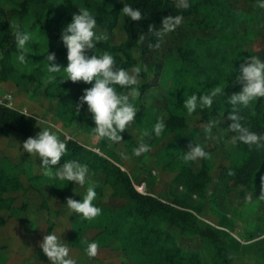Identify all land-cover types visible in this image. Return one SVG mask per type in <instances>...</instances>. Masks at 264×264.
Here are the masks:
<instances>
[{
	"label": "trees",
	"instance_id": "obj_1",
	"mask_svg": "<svg viewBox=\"0 0 264 264\" xmlns=\"http://www.w3.org/2000/svg\"><path fill=\"white\" fill-rule=\"evenodd\" d=\"M1 1V0H0ZM12 6L4 7L0 4V80L18 78L29 82H38L45 79L44 94L47 97L58 99L55 108L56 115L65 121L75 115L84 114L87 105L78 113L75 105L83 94L75 93L71 87L81 90L91 87L83 82L72 83L64 81L67 74H50L47 71L46 56L52 52L56 54V63L62 67L67 66V49L60 41L61 29L71 22L72 15L79 8H87L97 21L96 28L107 32L106 39L96 43L95 53L102 55L108 52L119 63V67L130 69L135 64L133 50L138 45V36L141 30L148 34L147 48L153 49L159 40L154 32L149 31V25L154 30L161 27L162 18L168 15L189 17L197 26L213 29L224 33L236 25L233 11L224 5L221 0H188V9H178L177 2L166 0H123L133 8H138L144 19L132 21L121 13L120 0H61L65 9L55 15L58 9V0H3ZM123 20L125 38L119 43H112L111 36L119 18ZM15 20L22 32L30 34L31 39L24 49L17 46L14 32L16 28L10 27V21ZM182 33V29L177 31ZM174 50L180 62L178 74L191 76L192 80L186 87L173 84L166 99L168 118L164 122L163 132H175L176 143H184L182 150H188L191 137L182 138L179 130L185 125L187 109L183 107L184 99L192 94L210 95L215 89L221 91L214 97L212 106L197 107L196 112L202 121H209L221 116L226 119L228 112L234 109L243 117L242 124L259 133H264V98L256 99L247 107L233 106L228 103V96L240 91L236 83L239 66L245 58L254 56L251 51H244L234 35L210 39L203 36H188L186 33L176 37ZM151 45V46H150ZM23 54L25 62L21 63L18 57ZM88 55L93 54L89 50ZM122 57V61H119ZM54 75V79L52 78ZM148 85L142 84L138 89L143 94ZM129 89L117 91L126 93ZM91 114V113H90ZM94 124L91 116L87 118ZM38 122L35 113H26L17 108L0 104V138L7 131H16L23 136L32 134ZM231 123V121H229ZM233 136L235 133H231ZM125 137L124 132L121 133ZM67 152L61 157L58 165L52 166V175L46 177L49 190L66 201L70 196L72 182L60 180L55 176V169L66 160L77 161L87 165V168L98 175L101 174L104 182L111 190L113 197L123 200L120 206L105 204L94 205L101 208V214L92 220H86L82 215L70 212L68 216L69 228L67 239L69 246L86 253L88 243L96 242L98 248H105L117 241L118 247L129 264H202L199 251L184 249L177 242L178 233L195 235L208 254L210 264H234L236 252L231 243L224 237L223 232L210 225L201 224L186 204L180 202L166 203L159 198L139 192L128 173L116 163L100 155L92 149L78 144L67 143ZM235 146L240 150L238 160L228 170V179L244 184L259 199V177L264 175V141L257 147L236 141ZM170 156H179L169 153ZM42 161L40 160V165ZM39 165V166H40ZM40 166L41 173L44 171ZM23 172L21 166L13 164L7 158L0 161V209L13 210L14 198L12 193L23 190ZM204 172L194 173L191 162L181 161L179 172L172 183L184 186L188 192H198L204 185L202 177ZM34 176L31 178V180ZM37 179V177H35ZM96 187L95 191H100ZM85 194V193H84ZM83 194V195H84ZM264 200V198H261ZM7 222V218L0 214V226ZM53 227L48 223L47 232ZM94 228L97 232L91 238L85 235L87 229ZM260 233H264L263 225Z\"/></svg>",
	"mask_w": 264,
	"mask_h": 264
},
{
	"label": "rangeland",
	"instance_id": "obj_2",
	"mask_svg": "<svg viewBox=\"0 0 264 264\" xmlns=\"http://www.w3.org/2000/svg\"><path fill=\"white\" fill-rule=\"evenodd\" d=\"M221 2L233 11L237 22L234 28L221 33L197 26L192 18L184 17L175 31L182 29V33L185 32L188 36H203L210 39L234 35L244 51H251L254 56L264 60V8L259 7L264 0ZM0 4L4 7L12 6L3 0ZM120 4L122 9L123 0H120ZM64 9V3L58 0L55 15L62 13ZM14 25L16 21L11 20L12 29L15 28ZM95 31L106 37L105 30L95 28ZM175 31L166 33L157 43L159 47L148 49V34L141 30L140 34L145 35V40L138 41L137 47L133 50L135 64L127 70L131 72L137 66L143 69L146 65L147 71H141L136 87L139 88L144 83L148 87L137 99L130 101L137 111L135 122L124 132L125 137L119 143L102 139L95 134L93 128L96 125L88 121L87 118L91 116L88 111L72 118H65V121L60 119L55 113L58 99L44 94V86L47 84L45 79L29 82L18 78V83L8 79L4 80L8 81L6 85L0 82V100L4 104H16L24 108L23 110L28 107L38 116V122L31 135L23 136L7 131L0 140V161L7 158L13 164H19L23 172L21 178L24 185L23 190L11 194L14 198V209H0V214L7 219L14 218L8 221L10 223L8 226H4L3 235L10 237L19 227L18 234L21 238L19 243H0V264H51L39 247V238L32 239L31 233L36 237L40 234L42 239L45 234L51 233H56L62 238L69 228L70 211L66 201H61L49 190L46 170L42 173L40 171V158L23 151V142L30 136L35 137L41 128H49L66 145L69 142H77L106 156L128 173L139 192L151 194L166 203L176 201L188 205L201 224H210L223 232L236 252L234 264H264V233H260L263 225L264 200L259 199L241 182L228 179V170L241 155L233 143L228 120L219 115L213 120L202 121L196 111L192 114L187 113L185 125L179 133L182 138L191 137L190 143L200 144L208 153L206 159L191 162L194 173L204 172L205 177H202L204 185L200 191L190 193L184 186L172 183L179 172L181 161H184L182 159L184 143H176L175 132H162L157 137L153 129L158 121L164 123L168 118L165 106L170 87L173 84L186 87L192 80L189 75L178 74L180 62L174 50L178 40L175 36L179 37L182 33ZM124 38L123 20L120 17L113 29L111 42L116 44ZM119 61H122V57H119ZM71 88L73 92L82 94L81 89ZM129 91L130 89L127 92ZM212 121H215V124L209 130L208 126ZM145 131L149 132L150 136H144ZM141 140L150 145L151 151L137 157L133 154V149ZM169 153L179 156L173 157L168 155ZM51 172L54 171L51 169ZM89 186L101 187L100 191H96L95 203L111 206L123 204V200L112 196L103 176L89 169L85 185H76L72 182L69 197L80 200ZM48 223L53 224L50 233L47 232ZM96 232V229L90 228L84 233L91 238ZM177 233V242L180 246L199 251L202 264H210L207 251L197 236ZM25 235L30 237L27 239ZM66 246L76 264H129L120 252L117 241H113L109 247L98 248L95 257L75 250L68 244Z\"/></svg>",
	"mask_w": 264,
	"mask_h": 264
},
{
	"label": "clouds",
	"instance_id": "obj_3",
	"mask_svg": "<svg viewBox=\"0 0 264 264\" xmlns=\"http://www.w3.org/2000/svg\"><path fill=\"white\" fill-rule=\"evenodd\" d=\"M176 7L178 9H188L190 5L188 0H177ZM259 7L264 8V2H261ZM120 11L134 22L144 19L141 11L129 4L125 3ZM182 19L180 15L165 16L162 18L159 30H154L152 25H149V31L154 32L158 38L163 37L166 33L175 31L181 24ZM96 24V19L87 8H79L78 12L72 15L71 22L61 29L60 41L67 49V66L62 67L57 64L56 54L52 52L45 58L47 71L50 74H56L63 70L67 74V78L63 82L70 80L72 83L90 84L91 87L82 90L83 94L75 105L76 111L79 113L87 105V111L91 113V118L96 125L93 128L95 134L102 139L106 138L109 141L119 143L122 141L121 133L127 131L130 125L135 122L137 111L130 101L137 99L140 95L136 85L139 83L141 71H147V66H143V69L137 66L129 72L117 66V61L108 52L97 55L95 53L96 43L106 39V37L95 31ZM14 27L16 28L14 37L17 46L24 49L31 36L26 32H22L18 25H14ZM138 40L143 42L145 35L141 33ZM156 47H159V45L157 44ZM89 50H93V54L88 55ZM18 59L21 63L25 62L23 54ZM52 78H55L54 75ZM236 83L241 86L240 91L228 96L229 104L247 107L250 102L264 98V60L258 56L245 58L239 66ZM117 86L121 89L128 88L130 91L120 93L117 91ZM220 91L217 88L210 95L192 94L184 99L183 107L187 109L189 114L194 113L198 106L210 108L214 102V97ZM242 119L243 117L235 109L228 112L226 116V120L231 121L228 125L229 131L235 133L232 137L233 143L239 141L249 147L253 145L260 147L261 141H264V133L258 134L250 131L248 127L242 124ZM214 124L215 121L209 123V130ZM164 129V123L158 121L153 132L159 137ZM143 135L150 136V133L145 131ZM22 147L24 152L40 158L42 161L40 166L46 170V175H52V166L58 165L61 157L67 152L66 143L49 128H41V131L35 137H28L23 142ZM187 149L182 156L185 163L208 157V153L200 144L190 143ZM149 151H151L150 145L141 140L138 146L133 149V154L139 157ZM55 170V176L60 180L75 182L76 185L81 186L86 183L87 165L66 160L63 165ZM259 188L261 198H264V175L259 177ZM73 192L75 193L74 190ZM96 196L95 188L89 186L80 200L66 197V206L70 212L80 214L86 220H92L99 216L102 211L93 203ZM84 243H87L85 249L87 255L95 257L98 252V244L94 241L91 243L85 241ZM38 244L51 264H76V261L69 255V248L62 242L61 236L56 233L45 234Z\"/></svg>",
	"mask_w": 264,
	"mask_h": 264
},
{
	"label": "crops",
	"instance_id": "obj_4",
	"mask_svg": "<svg viewBox=\"0 0 264 264\" xmlns=\"http://www.w3.org/2000/svg\"><path fill=\"white\" fill-rule=\"evenodd\" d=\"M2 84H4L5 83V85L6 84H8V81H0ZM8 86V85H7ZM13 87V86H12ZM13 90V89H12ZM10 106L11 107H14V108H17V109H19V110H21V111H23V112H26V113H31V112H33V110H31V109H29L28 107H26V110H23L24 108H21L20 106H18V105H16V104H10ZM12 132H15L16 134H20V133H18V132H16V131H12ZM5 134V133H4ZM20 135H22V134H20ZM3 137H4V135L0 138V140L1 139H3ZM13 220L14 218H8L7 219V222L4 224V225H2V226H0V243H5V242H12V243H19V241H20V236H19V231H18V228L19 227H17L15 230H16V233L14 234V232L11 234V236L10 237H8V236H6L5 237V235H3V228H4V226L6 227V226H8L10 223L8 222L9 220ZM42 224V223H41ZM29 226H30V224H29ZM44 228H46V227H44ZM25 236H27L26 238L28 239V236L30 237V235H25ZM31 238L32 239H38L39 238V241H41L42 240V237L40 236V234H39V236L38 237H36V235L35 234H33V233H31ZM62 241L67 245L68 244V239H67V234H65V235H63V237H62ZM13 245H17V244H13ZM69 245V244H68ZM69 247H71V246H69ZM71 248H73V247H71ZM73 249H75V248H73ZM75 250H77V249H75Z\"/></svg>",
	"mask_w": 264,
	"mask_h": 264
},
{
	"label": "built area",
	"instance_id": "obj_5",
	"mask_svg": "<svg viewBox=\"0 0 264 264\" xmlns=\"http://www.w3.org/2000/svg\"><path fill=\"white\" fill-rule=\"evenodd\" d=\"M0 104H3V105H8V106H10V104H11V103L4 104V103L2 102V100H0Z\"/></svg>",
	"mask_w": 264,
	"mask_h": 264
}]
</instances>
